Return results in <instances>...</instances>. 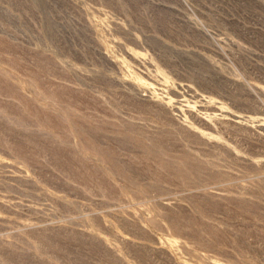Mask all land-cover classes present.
Listing matches in <instances>:
<instances>
[{
  "label": "rangeland",
  "instance_id": "obj_1",
  "mask_svg": "<svg viewBox=\"0 0 264 264\" xmlns=\"http://www.w3.org/2000/svg\"><path fill=\"white\" fill-rule=\"evenodd\" d=\"M0 264H264V0H0Z\"/></svg>",
  "mask_w": 264,
  "mask_h": 264
}]
</instances>
